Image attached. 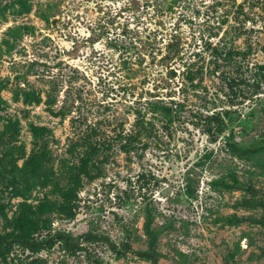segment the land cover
I'll list each match as a JSON object with an SVG mask.
<instances>
[{
    "label": "rangeland",
    "instance_id": "rangeland-1",
    "mask_svg": "<svg viewBox=\"0 0 264 264\" xmlns=\"http://www.w3.org/2000/svg\"><path fill=\"white\" fill-rule=\"evenodd\" d=\"M0 239V264H264V0H0Z\"/></svg>",
    "mask_w": 264,
    "mask_h": 264
},
{
    "label": "trees",
    "instance_id": "trees-1",
    "mask_svg": "<svg viewBox=\"0 0 264 264\" xmlns=\"http://www.w3.org/2000/svg\"><path fill=\"white\" fill-rule=\"evenodd\" d=\"M73 194H74L73 190L70 189L68 193H66V199H68L69 197H72ZM81 237L84 238L86 241L106 242L110 246V248L118 254H126L129 251H134L132 245L128 241H126L123 245L120 246L119 244L114 242L109 235L104 234V233H94V232L88 231V232L83 233ZM2 245H3V242L0 239V250L2 248ZM137 253L143 256H146L148 258H152L154 261H156V254L153 251H137Z\"/></svg>",
    "mask_w": 264,
    "mask_h": 264
}]
</instances>
